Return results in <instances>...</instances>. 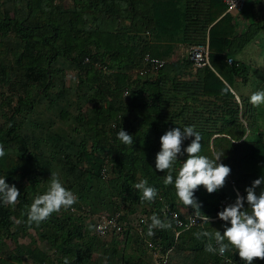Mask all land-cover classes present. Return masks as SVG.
Returning <instances> with one entry per match:
<instances>
[{"label": "trees", "instance_id": "obj_1", "mask_svg": "<svg viewBox=\"0 0 264 264\" xmlns=\"http://www.w3.org/2000/svg\"><path fill=\"white\" fill-rule=\"evenodd\" d=\"M261 15L244 29L223 0H72L69 7L57 0H0V57L5 51L15 57L12 66L0 63V80L15 94L0 95L1 107L13 105L8 124L0 126L6 148L0 174L20 189L14 204H0V264H64L65 256L71 264H157L155 250L168 254V264H244L238 250L226 256L206 251L207 238L195 235L202 222L178 236L181 227L175 220L172 228H157L152 236L147 224L153 212L172 218L167 208L184 220L195 213L175 195L173 185L164 184L166 170L155 168L159 137L169 127L194 125L203 136L202 152L220 151L222 162L231 166L222 188L209 193L201 185L196 191L201 210L210 217L235 199L237 189L246 194L245 186L264 175V104L249 100L253 91L264 88V73L233 53L264 33ZM126 22L129 32L123 28ZM207 43L210 65L194 67L191 48ZM181 44L188 52L172 60ZM147 54L166 62L146 71ZM62 58L79 70L77 86H88L85 102L92 104L85 111L79 104L69 134L30 116L39 102L49 99L54 105L65 93L64 86L57 96L52 93L65 78L57 65ZM236 79L250 85L251 92L240 91ZM61 116L68 119L71 113L61 109ZM121 127L133 134L132 145L117 137ZM38 128L46 133L38 137ZM52 172L78 200L39 225L29 224L26 212L48 187ZM145 177L159 189L151 202L142 201L132 187ZM105 212H119L131 228L98 237L96 216ZM142 217L144 222H138ZM222 224L210 220L205 227L223 230ZM20 236H29L30 246L19 245ZM9 238L16 242L13 250L5 241ZM39 238L51 244L48 250L37 244ZM97 251L102 256L95 262ZM254 262L264 264V258L254 257Z\"/></svg>", "mask_w": 264, "mask_h": 264}, {"label": "clouds", "instance_id": "obj_2", "mask_svg": "<svg viewBox=\"0 0 264 264\" xmlns=\"http://www.w3.org/2000/svg\"><path fill=\"white\" fill-rule=\"evenodd\" d=\"M249 100L256 106L264 104V88L253 91ZM117 137L125 145H132L134 142L133 134L123 127L117 132ZM189 138L191 142L185 145L183 142ZM159 140L155 168L166 170L164 184L173 185L179 200L195 209L188 226L202 222L200 231L195 235L198 238H207L205 250L220 256H226L230 250H238L244 264H255L254 257L264 258V175L258 176L245 186L246 194H241L237 189L235 199L226 203L217 213L223 221V230L217 228L211 231L205 227L210 223V216L201 210L202 202L199 201L196 191L201 185L209 193L222 188L232 170L231 166L222 162L224 154L220 151H214L211 155L202 152L203 136L194 125L177 124L169 127L160 135ZM5 154V145L0 142V157ZM178 161L180 164L177 169ZM51 176L46 190L35 195L26 212L29 224L39 225L54 212L69 208L78 200V195L66 186L57 173L52 172ZM132 187L139 190L142 201H154L159 193L158 187L146 177L138 180ZM19 196L20 189L16 184L10 183L7 175L0 174V204H14ZM173 220L174 218H162L153 212L147 224V235H154L157 228H172ZM64 264H71L69 257H64Z\"/></svg>", "mask_w": 264, "mask_h": 264}, {"label": "rangeland", "instance_id": "obj_3", "mask_svg": "<svg viewBox=\"0 0 264 264\" xmlns=\"http://www.w3.org/2000/svg\"><path fill=\"white\" fill-rule=\"evenodd\" d=\"M4 1V0H1ZM57 3H61L66 7L71 6L72 0H57ZM245 11H247V15H249L250 20L254 18V14L252 13V4H250V0H247L245 5ZM254 20H256L254 18ZM258 22L255 21L254 24H257ZM129 22H126L123 25V28L126 32L130 31ZM262 33V32H261ZM258 38H254L253 40L250 39V41L246 42V44L243 46V48L240 49V46L236 47L235 49V57L238 59H241L242 61H247L250 65H253V67H258V74L264 73V39L262 38V44L260 47V31ZM8 44L10 46H14L16 44L15 40H8ZM14 55L10 51H5L3 53V56L0 57V63L1 64H7L8 66L14 65ZM59 67L62 68V73L65 75V78L62 77V79L57 81V86L52 90V93L55 96L59 94L61 89L65 88V93L62 94V96L57 100V103L54 105H50L49 99L43 100L39 102L36 105L35 113L30 116L39 123H42L44 125H47L49 123H52V131L58 132L60 134L70 133L72 132V127L74 122V116H76L79 112V104H81V108L85 111L86 108L91 106L92 104L87 105L85 102V99H87V94L90 91L88 89L87 85H82V87L78 88L77 83L79 82V76L77 75L78 71L75 66L72 65V63L64 60L63 58L59 60L57 63ZM3 77L2 73L0 72V79ZM64 81V82H63ZM236 86L240 87V91L244 93H249L252 90V87L250 85H244L242 86V83H240L236 79ZM64 83V85H63ZM66 83V85H65ZM255 84H260V81H255ZM5 93L6 95H11V92L8 90V87L3 84V81L0 80V95L2 93ZM241 93V92H240ZM79 95H81V102H79ZM11 96H15V94H12ZM1 96H0V126L8 124V117L12 114V106H5L1 107ZM15 99V97H13ZM61 109H64L71 113V117L68 119L62 118L61 116ZM20 120V119H19ZM24 121H27L26 119ZM30 121H28L29 123ZM27 123V124H28ZM28 127V126H26ZM29 130H31V127H28ZM26 130V129H25ZM32 131V130H31ZM46 133V129L38 128L36 131L37 136L44 135ZM182 209H186L183 205H181ZM142 210L141 208L136 213L138 214L139 218L141 216ZM134 217V216H133ZM138 220V219H137ZM31 234H35L34 231H30ZM111 238V237H110ZM38 239V245L42 247L45 250H48V247H50V243L47 241H39ZM109 240V239H108ZM8 249L13 250L16 247V242L14 239H5ZM31 238L29 236H20L19 237V245L23 246H30ZM52 243V242H51ZM119 250H122L124 248L123 241H120L118 243ZM53 253V252H52ZM128 253V251H126ZM129 254V253H128ZM102 252H95L94 260H101ZM85 264H94L93 260H90L89 262Z\"/></svg>", "mask_w": 264, "mask_h": 264}, {"label": "built area", "instance_id": "obj_4", "mask_svg": "<svg viewBox=\"0 0 264 264\" xmlns=\"http://www.w3.org/2000/svg\"><path fill=\"white\" fill-rule=\"evenodd\" d=\"M227 5V12H240L246 5L247 0H223ZM209 44H202L191 48L190 50V59L193 61L194 67H204L210 65L209 58ZM145 61L150 63L146 68V71H150L152 68L159 69L165 64V60L158 59L156 57H152L147 54L145 56ZM168 213L174 220L176 221V225L181 227V230L177 231L176 235L178 236L181 231L191 228L200 223L198 221L195 224H192L189 227V223L193 218L194 213H189L186 215L185 220L180 218V213L177 210H172L167 208ZM120 213L116 212L112 213H102L96 216V221L94 225V232L98 237H105L109 234H123L126 228H131L127 225V223L123 222L120 218ZM220 219L218 216L210 217V220ZM138 222H144V218L142 217ZM136 222V225L139 223ZM150 246H154L152 242H148ZM169 253V252H168ZM154 259L157 264H168V254L165 256H161L160 251H154Z\"/></svg>", "mask_w": 264, "mask_h": 264}, {"label": "crops", "instance_id": "obj_5", "mask_svg": "<svg viewBox=\"0 0 264 264\" xmlns=\"http://www.w3.org/2000/svg\"><path fill=\"white\" fill-rule=\"evenodd\" d=\"M261 4H252V13L256 14L255 15V19L256 21L259 22V20H261L263 17L261 14L264 15V0H261ZM260 8V10L258 9ZM228 13V12H227ZM232 14L238 19V21H240L241 27L240 28H244V29H248L250 27V17L249 15H247V11H245V7L243 8L242 11L240 12H232ZM260 37H262L264 39V33H261ZM262 39H260V47L262 44ZM188 48L185 47L184 45H179V47L177 48V50L175 51L172 60H176L181 58L182 56H184L187 52H188Z\"/></svg>", "mask_w": 264, "mask_h": 264}]
</instances>
